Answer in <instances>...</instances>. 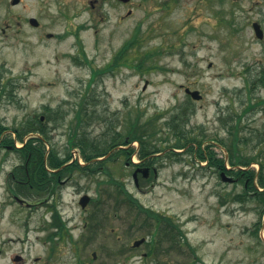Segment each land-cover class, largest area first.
Instances as JSON below:
<instances>
[{
  "label": "rangeland",
  "instance_id": "374dc122",
  "mask_svg": "<svg viewBox=\"0 0 264 264\" xmlns=\"http://www.w3.org/2000/svg\"><path fill=\"white\" fill-rule=\"evenodd\" d=\"M90 1L22 0L24 20L15 24L10 0H0L1 81L13 84L15 96L23 99L22 109L7 111L8 123L14 125L29 113L48 119L49 108L55 106L60 119L57 150L67 147L74 133L98 141L111 124L126 131L137 113L162 127L153 137L160 149L153 159L156 176L140 178L138 188L131 176L134 166L123 154L104 157L101 171H73V181L57 203L70 219L68 226L77 223L72 233L82 230L78 199L87 193L92 200L87 211L107 214L99 253L103 264H156L153 255H143L149 244L137 248L132 244L141 237L157 240L162 223L150 217L151 225L142 226L147 215L137 204L180 221L197 254L210 264H264L263 205L254 198L236 199L244 191L243 184L222 181L217 171L198 163L191 150L165 154L174 142L165 121L187 102L192 108L187 127L196 134L202 130L206 143L226 135L220 116L240 112V102L249 91L247 77L264 67V0H129L93 6ZM29 16L38 19V27L27 22ZM253 21L263 30L260 39ZM129 42L123 58L107 69ZM184 87L198 90L202 98H189ZM251 89V97L264 96V85ZM85 101L91 104H84L82 112H87L82 119H89L88 114L102 120L79 127L76 111ZM243 122L244 132L260 128L263 110L247 113ZM212 148L229 166L226 149L219 144ZM244 149L251 152V144ZM137 151L130 155L133 162L139 157ZM250 166L258 169L256 162ZM110 178L124 184L133 197L132 206L122 201ZM42 211L37 212L39 219ZM91 249L82 252L85 260L90 259ZM72 253L73 245L60 241L57 264L73 263Z\"/></svg>",
  "mask_w": 264,
  "mask_h": 264
},
{
  "label": "flooded vegetation",
  "instance_id": "af4514ba",
  "mask_svg": "<svg viewBox=\"0 0 264 264\" xmlns=\"http://www.w3.org/2000/svg\"><path fill=\"white\" fill-rule=\"evenodd\" d=\"M21 1L10 0L8 3V7H11L10 16L15 24L24 20L19 8ZM106 1L127 3L121 0H91L90 4L93 6L95 2ZM7 20L10 22V17ZM27 22L34 27L39 25L34 16H29ZM1 79L0 75V264H57L60 241L68 242L74 247L72 258L75 257V261L70 264H103L99 253L103 250L104 217L107 214L99 211L88 212L91 197L82 207L80 195L78 203L83 209L82 230L74 235L72 231L78 227L77 223L69 227L67 221L70 219H66L68 217L64 212L57 209V203L62 200L66 187L73 181L72 165L77 163L86 167L89 162L84 160L78 146H68L69 138L67 147L57 150L58 118L55 106L49 108L47 121L45 115L29 113L22 115L20 121L14 125L8 123L7 111L11 107L22 109L23 99L15 96L13 84L10 87ZM80 109L82 107L77 109L76 114ZM37 120L44 122L40 125ZM105 135L110 136L109 133L104 134V138L101 141L98 139V143H103ZM127 140L128 137H125V141ZM134 142L125 144V149L128 150ZM119 145L109 144L111 147L102 156L107 159L116 158L111 155L119 150ZM134 148L133 156L137 151L136 144ZM158 155L155 152L148 157H138L137 162L132 161L134 167L131 176L135 187H139L140 178L148 180L150 173L156 176V162L153 159ZM207 167L210 170L211 166ZM102 169L103 166H100L98 171ZM40 209L43 211L39 219L37 212ZM159 215L168 218L173 226L158 228L157 240L141 237L143 242L134 247L149 244V249L143 251V255H153L156 258L153 262L156 264H210L197 254L195 245L189 242L179 226L180 221L169 214ZM150 217L160 223L161 219L147 215L144 226L151 225ZM89 247H92L90 259L85 260L81 254L87 252ZM158 255L161 258H157Z\"/></svg>",
  "mask_w": 264,
  "mask_h": 264
},
{
  "label": "trees",
  "instance_id": "16d2710c",
  "mask_svg": "<svg viewBox=\"0 0 264 264\" xmlns=\"http://www.w3.org/2000/svg\"><path fill=\"white\" fill-rule=\"evenodd\" d=\"M124 44L122 50L117 52L114 58L111 61L110 66L107 69L113 68L115 64H117L124 56L123 50L130 44ZM98 71H94L93 75L95 76ZM93 76V77H94ZM92 77V78H93ZM247 84H249V91L246 95V98L243 99L240 104L242 105V109L240 112L237 110H231V112H226L224 115L220 116V120L222 121L221 125L226 132V135L223 137H214L213 140L216 142L206 143L205 142V134L202 130H200L197 134L195 133V129L191 127H187L189 122V114L192 113V108H190L191 103L187 102L184 105H181L176 113H173L170 116V119L165 121V124L168 127V130L173 135L174 142L170 145L172 148H184L186 147L187 151L191 150L193 156L198 158L200 161H206L208 166L214 168L217 172L220 170H225L229 174L235 176L238 181L243 184L244 191L242 193H238L234 197L236 199H246V198H254L258 200L262 205L261 213L264 212V125L260 128H249L248 132H244L246 128V123L243 120H246L247 113L254 112L257 108H260L264 112V96L259 95L257 97H251L252 87L255 84L264 85V67L258 70L254 75L247 77ZM251 89V90H250ZM87 107L89 104L88 101H85L80 107ZM87 111L82 112V110H78L76 114V125L82 127L84 123L85 126L89 125L93 120H102V119H92V115H88L89 119H82ZM140 113V112H139ZM46 121L48 119H45ZM58 121L60 119H57ZM40 125L43 124L44 121L37 120ZM128 127L126 131L116 129L115 125L111 124V127L107 129V133L110 136L106 137L103 143H98L97 140H91L88 138V135H76L74 133L69 137V145L68 146H78L81 150V154L85 161L89 162L86 167H82L81 165L75 163L72 165L74 170H83L84 172L91 174L94 171H98L100 166H102L103 160H95L94 158L102 156L111 146L112 143L117 144H128L134 140L138 141V155L139 158L148 157V155L159 151V146L154 143L153 140L154 135L160 131L162 127H158L154 122V119H140V115L137 113L136 119L133 121H128ZM42 130V129H40ZM125 133V135H124ZM124 135V136H123ZM125 137H128V140L125 141ZM164 139V138H163ZM166 140H168L166 138ZM220 145L224 147L227 151V161L229 163L230 169H226L225 159L222 156H219L217 152H215L212 148V145ZM251 144V152L245 153L243 152L245 146ZM134 147L131 146L128 150L125 148H121L114 152L111 156H117L119 154L125 155L126 160L132 165V161L130 160V155L134 152ZM33 154V152H32ZM175 154L172 150L166 152V155ZM151 159V158H148ZM256 162L258 164V169L250 166L252 163ZM87 169V170H85ZM109 173V172H108ZM112 183L116 184V192L118 195H123V202L127 201V203L132 206V202H134L132 195L127 191L126 187L123 183L118 182L114 178H110ZM259 187L262 190H259ZM251 190V192H250ZM121 200V199H120ZM139 210H142L146 213V215H152L155 218L161 219L159 221H163L160 227L165 228L168 226H173V223L167 218L161 217L159 214H156L149 210L148 208L142 207L137 204ZM255 233L257 232V228L259 226L258 222L255 224Z\"/></svg>",
  "mask_w": 264,
  "mask_h": 264
},
{
  "label": "water",
  "instance_id": "95a60500",
  "mask_svg": "<svg viewBox=\"0 0 264 264\" xmlns=\"http://www.w3.org/2000/svg\"><path fill=\"white\" fill-rule=\"evenodd\" d=\"M14 1H16V0H14ZM122 1L126 2V1H128V0H122ZM31 21L33 22V19H32ZM33 23H35V22H33ZM252 26H253V29H254L255 35H256L258 38H262V37H263V31H262V29H261V27H260V24L257 23V22H254V23L252 24ZM186 92H187V93H188L193 99H200V98H201V94L199 93L198 90H190V89L186 88ZM120 147H122V146H120ZM98 159H100V158H98ZM135 174H136V171H134V173H133V177H135ZM220 177H221V179H222L223 181H230V182H231V181L234 180L232 177L227 176V175L225 174L224 171H222V172L220 173ZM89 199H90V197H89L88 194H83V195L80 197V205H81L82 207H84V206L88 203ZM142 241H143V239H140V240L136 241V242H135V245L140 244Z\"/></svg>",
  "mask_w": 264,
  "mask_h": 264
}]
</instances>
